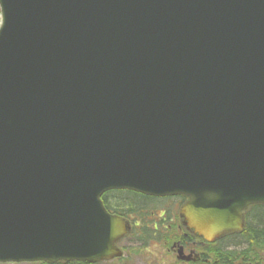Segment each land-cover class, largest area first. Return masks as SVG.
I'll return each mask as SVG.
<instances>
[{
    "label": "water",
    "instance_id": "1",
    "mask_svg": "<svg viewBox=\"0 0 264 264\" xmlns=\"http://www.w3.org/2000/svg\"><path fill=\"white\" fill-rule=\"evenodd\" d=\"M0 17V263L119 257L110 190L186 197L207 242L264 204V0H0Z\"/></svg>",
    "mask_w": 264,
    "mask_h": 264
},
{
    "label": "trees",
    "instance_id": "2",
    "mask_svg": "<svg viewBox=\"0 0 264 264\" xmlns=\"http://www.w3.org/2000/svg\"><path fill=\"white\" fill-rule=\"evenodd\" d=\"M111 203L102 200L105 209L126 220L131 221L129 235L149 237L162 228L151 220L150 213L157 210L168 199H179L182 203L184 197L151 198L128 190H111L107 197ZM103 196L101 197V199ZM151 206H150V205ZM167 212L166 209H160ZM166 216L169 218V214ZM127 234V235H128ZM144 243V242H143ZM206 258L209 263L202 264H264V204H254L244 211V225L242 230L227 233L220 238L205 245ZM40 264H92L84 261H57L39 262ZM195 264V263H191Z\"/></svg>",
    "mask_w": 264,
    "mask_h": 264
},
{
    "label": "rangeland",
    "instance_id": "3",
    "mask_svg": "<svg viewBox=\"0 0 264 264\" xmlns=\"http://www.w3.org/2000/svg\"><path fill=\"white\" fill-rule=\"evenodd\" d=\"M1 21V17H0ZM170 196L172 198L176 197ZM181 196V195H180ZM184 197V196H183ZM163 199V198H161ZM107 200V198H105ZM179 199H168L164 201V203H160L162 205L157 207L156 212L160 209H166L169 218L172 217V221L166 220L168 222L167 226H162L161 230L157 233H152L148 238L135 235H129L128 232L131 228V221L128 220L127 223V231L126 233L115 243V246L119 248L121 251V255L119 257H113L110 259H104L92 264H202L209 263L208 262H183L177 260L176 251L172 250L174 242L181 236L184 231L183 228L179 225V217L178 212L181 208L182 204L186 201V197H184L182 203H178ZM180 202V201H179ZM150 205V204H149ZM151 206V205H150ZM165 223V224H166ZM180 228H179V226ZM128 234V235H127ZM220 238V237H218ZM216 238V239H218ZM215 239V240H216ZM214 240V241H215ZM144 242V243H143ZM172 246V247H171ZM201 252L207 255V252L202 248ZM198 249V251L200 252ZM39 262L44 261H34V262H3L0 264H40Z\"/></svg>",
    "mask_w": 264,
    "mask_h": 264
},
{
    "label": "flooded vegetation",
    "instance_id": "4",
    "mask_svg": "<svg viewBox=\"0 0 264 264\" xmlns=\"http://www.w3.org/2000/svg\"><path fill=\"white\" fill-rule=\"evenodd\" d=\"M107 192L108 191L104 192L101 195V197L103 196V198L101 200H104L105 198H107L106 202L111 203V197L110 196L107 197ZM144 196H148V195H144ZM148 197L165 198V197H170V196H164V197L148 196ZM166 214L168 215V212H165L164 210H159L158 212L152 211L150 213V215H152L150 219L153 220L155 225L167 226L168 222L172 221L171 220L172 217L168 218L166 216ZM178 217H179V225L181 226V228H183L184 231L182 232L181 236L174 242L173 248H171L172 250L176 251L177 260L185 262L184 260L178 259V257H177L178 256L177 251L179 248H181L182 256L190 254L189 257L191 259L187 260L186 262H188V261L197 262V263L202 262V261L208 262L209 259L205 257L206 255L204 253H202L203 251L200 249H202V248L204 249L205 245H208L211 242L205 241L202 237H200L198 234H196L192 229H189L187 226H185L183 223V218L180 215V211L178 212ZM166 220H168L167 223H166ZM126 221L128 222V220H126ZM180 226H179V228H180ZM198 249L200 250V252L198 251Z\"/></svg>",
    "mask_w": 264,
    "mask_h": 264
}]
</instances>
